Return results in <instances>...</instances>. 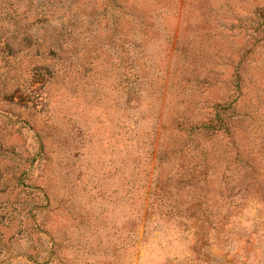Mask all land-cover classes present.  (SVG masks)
Wrapping results in <instances>:
<instances>
[{"label": "rangeland", "instance_id": "rangeland-1", "mask_svg": "<svg viewBox=\"0 0 264 264\" xmlns=\"http://www.w3.org/2000/svg\"><path fill=\"white\" fill-rule=\"evenodd\" d=\"M0 264H264V0H0Z\"/></svg>", "mask_w": 264, "mask_h": 264}, {"label": "trees", "instance_id": "trees-1", "mask_svg": "<svg viewBox=\"0 0 264 264\" xmlns=\"http://www.w3.org/2000/svg\"><path fill=\"white\" fill-rule=\"evenodd\" d=\"M195 129H199V127H194ZM200 129L205 130V129H212L213 132H217V129H214L212 125H200Z\"/></svg>", "mask_w": 264, "mask_h": 264}]
</instances>
